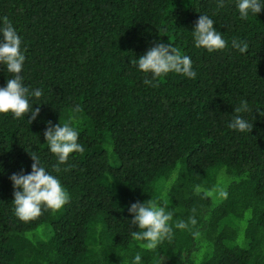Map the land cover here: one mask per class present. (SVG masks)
<instances>
[{"label":"trees","instance_id":"obj_1","mask_svg":"<svg viewBox=\"0 0 264 264\" xmlns=\"http://www.w3.org/2000/svg\"><path fill=\"white\" fill-rule=\"evenodd\" d=\"M201 14L225 49L193 46ZM5 16L26 49L24 83L44 94L31 124V113L0 114V264H131L138 252L143 264H264V10L240 20L234 0H0ZM153 42L189 55L197 77L145 85L130 60ZM8 76L0 66V87ZM241 99L250 133L227 127ZM70 116L84 147L60 166L70 200L21 222L10 176L31 172L30 154L51 170L43 133ZM149 199L174 213L172 225L192 215L196 225L174 228L155 252L139 248L127 209Z\"/></svg>","mask_w":264,"mask_h":264},{"label":"clouds","instance_id":"obj_2","mask_svg":"<svg viewBox=\"0 0 264 264\" xmlns=\"http://www.w3.org/2000/svg\"><path fill=\"white\" fill-rule=\"evenodd\" d=\"M234 3L240 20H247L250 15L257 16L264 10V0H234ZM216 4L218 8H223L225 0H216ZM214 25L215 21L209 15L199 16L191 30L192 44L196 49L214 53L228 46V41ZM231 46L242 54L248 49L247 42L237 39L231 41ZM25 52L26 49L22 48V38L12 21L6 16L0 17V66L9 74L6 85L0 87V114H11L13 119L20 120L31 113L27 118L31 124L40 113V108H34L33 104H39L35 101L39 100L44 92L42 88L33 89L24 83L22 71L26 61ZM130 63L145 74L143 83L151 87H156L159 80L169 73L188 79L197 77L191 57L181 55L172 43L153 42L144 54L139 58H132ZM249 111L251 109L247 100L241 99L239 105L234 107V115L227 127L241 133H250L253 123L242 115ZM47 123L48 127L43 136L48 151L55 156L57 163L49 170L42 166L39 156L30 154L33 160L31 172L25 174L22 170L10 176L14 188L13 212L15 217L24 223L38 218L45 211L55 213L69 202L70 193L59 176L62 171L60 166L68 162L70 154L84 151L83 145L78 142L80 133L74 125L79 122L75 116H70L66 123ZM193 191L198 195H209L200 185L194 186ZM127 210L132 217L131 224L138 229L131 233L132 238L139 248L147 251L155 252L165 240L171 241L174 228L185 230L197 223L192 215L187 221L172 225L170 221L174 213L167 211L159 201L151 199L134 202ZM131 264H143L141 253L138 252L132 257Z\"/></svg>","mask_w":264,"mask_h":264}]
</instances>
